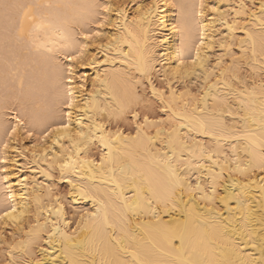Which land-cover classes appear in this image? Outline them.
<instances>
[{"label": "bare ground", "instance_id": "1", "mask_svg": "<svg viewBox=\"0 0 264 264\" xmlns=\"http://www.w3.org/2000/svg\"><path fill=\"white\" fill-rule=\"evenodd\" d=\"M144 79L167 120L107 130ZM52 170L89 205L74 229ZM31 212L7 264H264V0H0V226Z\"/></svg>", "mask_w": 264, "mask_h": 264}, {"label": "rangeland", "instance_id": "2", "mask_svg": "<svg viewBox=\"0 0 264 264\" xmlns=\"http://www.w3.org/2000/svg\"><path fill=\"white\" fill-rule=\"evenodd\" d=\"M256 3V2H255ZM223 50L220 49L216 44H214L212 50L210 51V57H209V66L214 65L213 63H215L216 58L218 56H221V54ZM238 53V49L236 47L233 48V55L235 57V59L238 58V64L236 69L234 70L235 76L237 77H241L242 81L244 84H249L252 79H255L256 76H252V73L250 71L249 66L246 64L247 61L245 60V57L241 58L240 54ZM236 54V56H235ZM239 55V56H238ZM224 57V55L222 54V58ZM227 57V58H226ZM223 59L225 60L226 64L229 63V59L230 57L226 56ZM60 60V59H59ZM228 61V63H227ZM246 61V62H245ZM61 62H64L63 60ZM156 69H159V67H157ZM239 69V70H237ZM231 73H233V71H231ZM231 73H227L229 76H233L231 75ZM239 76H238V75ZM240 78V79H241ZM245 78V79H244ZM252 78V79H251ZM188 78V79H184V80H175L172 81V83L170 82L169 85L170 87L176 92V94L182 95L184 93L190 92V95L194 96V97H198V95L200 94V92L203 90L202 89V85H203V80H201V78ZM230 79V77H229ZM228 79V80H229ZM150 82L152 83V85L154 86L155 89L163 91L164 93L167 94L168 92V86H167V82L165 79H163L162 75L160 72H154L152 73V75L149 77ZM232 80V84L235 86H239L238 81H236V79H233V77L231 78ZM229 80V81H231ZM249 81V82H248ZM236 82V83H235ZM87 84V88L90 89L89 86V82L87 80L86 82ZM136 92L137 94H141L139 95L140 100L139 103L132 106L131 110H128L125 115H123L122 118L116 120V119H112V118H103L104 120H101L102 118H99L101 120V122L103 123L104 127L107 130L110 131H115V130H120L121 132H123L125 135H133L135 133V128H136V124L135 123H140L144 117H147L148 119L156 122H164L167 120L165 112L162 110V105L161 103L157 100V98H155L153 96V94L150 91L149 85L147 83V81L144 79L143 81H141L140 83H138L136 85ZM199 93V94H198ZM11 103V104H10ZM9 108H13V110H16L18 107V102L15 99H12L9 101ZM7 114H9V112H6ZM134 113L136 114V119L133 118ZM235 118V117H234ZM232 118V119H234ZM236 119V118H235ZM225 121L227 123L230 122V117L225 116ZM205 140L207 141L208 139L205 138ZM90 154L92 156V158L97 161L99 160L100 156H101V149L100 147H98V145H93L90 148ZM21 164H23V161H20ZM28 167V166H27ZM58 174V172L56 170H52L51 171V179L49 180L48 184L51 185L50 189L52 192V196H57L58 198L61 199L64 209H65V213L66 216L69 219V223H70V228L74 229L75 227H77L78 224V219H79V215L83 212V210H87V208L89 209V205L86 203H80V204H71V199L69 198V192H68V186L62 182L60 180L61 175ZM36 178L38 179V181H42V177L39 176V174L36 173ZM47 183V182H46ZM53 196V197H54ZM51 198V197H49ZM52 199V198H51ZM47 197H43V204H47ZM80 207V208H79ZM28 216V217H27ZM26 216V218L21 221V223L18 224V226H13L10 222H6L5 224H2V226H0V233H1V239L3 240L2 243L0 244V264H7V260H8V251L10 249L13 250L14 248V252H16L19 247L16 245L18 242L23 241L26 234H28V225L33 223V218L34 213H30ZM34 216V217H33ZM41 219V218H40ZM32 225V224H31ZM44 246V242L43 240L40 239V241L36 242L35 246H33L35 252L38 251V248L43 247ZM18 247V249H17ZM38 253L36 252V255Z\"/></svg>", "mask_w": 264, "mask_h": 264}, {"label": "snow or ice", "instance_id": "3", "mask_svg": "<svg viewBox=\"0 0 264 264\" xmlns=\"http://www.w3.org/2000/svg\"><path fill=\"white\" fill-rule=\"evenodd\" d=\"M201 7H204V5H201ZM209 10L211 12H216L218 9L216 7H210ZM90 39V37H89ZM198 55V54H197ZM71 59H77V57H70ZM181 63H184L183 61ZM193 63H195V61H193ZM72 105L70 104L69 107H71ZM145 120H147V117H144ZM68 126L67 125H64V128L66 129ZM29 135H31V133H29ZM77 135H81V133H77ZM12 212H15V209H12ZM5 216H9L10 218H15L14 216H12V213H9V212H5L4 213ZM2 218V217H0Z\"/></svg>", "mask_w": 264, "mask_h": 264}]
</instances>
